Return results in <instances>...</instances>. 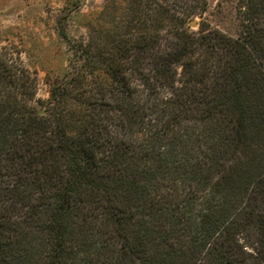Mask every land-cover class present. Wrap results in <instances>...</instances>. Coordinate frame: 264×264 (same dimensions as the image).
<instances>
[{
  "label": "trees",
  "instance_id": "16d2710c",
  "mask_svg": "<svg viewBox=\"0 0 264 264\" xmlns=\"http://www.w3.org/2000/svg\"><path fill=\"white\" fill-rule=\"evenodd\" d=\"M106 0L39 109L0 49V264H264V0Z\"/></svg>",
  "mask_w": 264,
  "mask_h": 264
},
{
  "label": "rangeland",
  "instance_id": "374dc122",
  "mask_svg": "<svg viewBox=\"0 0 264 264\" xmlns=\"http://www.w3.org/2000/svg\"><path fill=\"white\" fill-rule=\"evenodd\" d=\"M106 0H0V49L19 58L37 81L39 109L50 94V82L68 70L71 51L61 35L69 39L87 36L89 27ZM203 17H197L198 30L203 20L210 28L233 38L238 37L237 10L234 0H207ZM191 22V21H190Z\"/></svg>",
  "mask_w": 264,
  "mask_h": 264
},
{
  "label": "water",
  "instance_id": "95a60500",
  "mask_svg": "<svg viewBox=\"0 0 264 264\" xmlns=\"http://www.w3.org/2000/svg\"><path fill=\"white\" fill-rule=\"evenodd\" d=\"M190 25L192 26V27H196L198 24H197V20H192L191 22H190Z\"/></svg>",
  "mask_w": 264,
  "mask_h": 264
}]
</instances>
